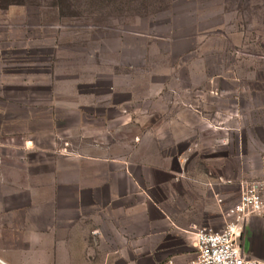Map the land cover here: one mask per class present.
I'll return each instance as SVG.
<instances>
[{"label":"crops","instance_id":"crops-1","mask_svg":"<svg viewBox=\"0 0 264 264\" xmlns=\"http://www.w3.org/2000/svg\"><path fill=\"white\" fill-rule=\"evenodd\" d=\"M8 30L0 54V264H192L193 226H224L217 198L231 186L219 181L242 178L228 166L242 159V127L204 124L184 108L115 125L112 103L61 95L51 75L40 76L33 62L24 68L22 37L15 25ZM213 132L223 133L221 154ZM248 229L243 249L264 262V218Z\"/></svg>","mask_w":264,"mask_h":264},{"label":"rangeland","instance_id":"rangeland-1","mask_svg":"<svg viewBox=\"0 0 264 264\" xmlns=\"http://www.w3.org/2000/svg\"><path fill=\"white\" fill-rule=\"evenodd\" d=\"M11 2L0 0V54L15 25L23 67L33 62L40 76L51 75L61 95L86 94L87 103L103 108L112 103L115 125L173 117L175 108L193 111L204 124L240 125L242 159L228 166L242 178L219 181L231 186L220 190L221 209L238 201L241 183L264 178V0ZM213 133L221 154L223 133ZM243 237L244 246L252 237L248 226Z\"/></svg>","mask_w":264,"mask_h":264},{"label":"built area","instance_id":"built-area-1","mask_svg":"<svg viewBox=\"0 0 264 264\" xmlns=\"http://www.w3.org/2000/svg\"><path fill=\"white\" fill-rule=\"evenodd\" d=\"M218 201L222 208V200ZM221 212L224 226L220 230L209 226H193L196 255L192 264H264L261 260L249 257L238 244V240L243 239L249 221L254 217H264V178L241 183L238 201L221 209Z\"/></svg>","mask_w":264,"mask_h":264},{"label":"trees","instance_id":"trees-1","mask_svg":"<svg viewBox=\"0 0 264 264\" xmlns=\"http://www.w3.org/2000/svg\"><path fill=\"white\" fill-rule=\"evenodd\" d=\"M21 3H22V0H12L10 5H16V4L21 5Z\"/></svg>","mask_w":264,"mask_h":264},{"label":"water","instance_id":"water-1","mask_svg":"<svg viewBox=\"0 0 264 264\" xmlns=\"http://www.w3.org/2000/svg\"><path fill=\"white\" fill-rule=\"evenodd\" d=\"M238 244H239L240 247H242V248L244 247L243 244H242V239L241 238L238 240Z\"/></svg>","mask_w":264,"mask_h":264},{"label":"flooded vegetation","instance_id":"flooded-vegetation-1","mask_svg":"<svg viewBox=\"0 0 264 264\" xmlns=\"http://www.w3.org/2000/svg\"><path fill=\"white\" fill-rule=\"evenodd\" d=\"M244 234H245V231H244ZM244 234H243V236H244ZM243 239H244V237H243ZM243 239H242V242H243Z\"/></svg>","mask_w":264,"mask_h":264}]
</instances>
